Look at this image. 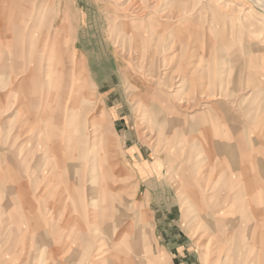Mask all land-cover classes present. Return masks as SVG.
Wrapping results in <instances>:
<instances>
[{
	"label": "rangeland",
	"instance_id": "rangeland-1",
	"mask_svg": "<svg viewBox=\"0 0 264 264\" xmlns=\"http://www.w3.org/2000/svg\"><path fill=\"white\" fill-rule=\"evenodd\" d=\"M75 1L0 0V264H264V0Z\"/></svg>",
	"mask_w": 264,
	"mask_h": 264
},
{
	"label": "crops",
	"instance_id": "crops-1",
	"mask_svg": "<svg viewBox=\"0 0 264 264\" xmlns=\"http://www.w3.org/2000/svg\"><path fill=\"white\" fill-rule=\"evenodd\" d=\"M74 4L75 5H78L79 7H81V0H76L75 2H74ZM78 11V13L79 14H83L85 17H86V13L83 11H79V10H77ZM80 21H82V19H80ZM82 25H79V27H77L76 29H78L77 31H78V33H77V39H79V41H81V37L79 36V35H81L82 36V31H83V27H81ZM80 32H81V34H80ZM77 43H78V41H77ZM80 44V43H79ZM82 56V55H81ZM96 56V55H95ZM86 58V57H85ZM97 58H99V57H97ZM87 61V63H91V62H93V61H91L90 62V60H86ZM94 64H92V65H96L97 63H98V59H94ZM92 72H93V70H92ZM94 73V72H93ZM64 192H67V189H64ZM67 194V193H66Z\"/></svg>",
	"mask_w": 264,
	"mask_h": 264
}]
</instances>
